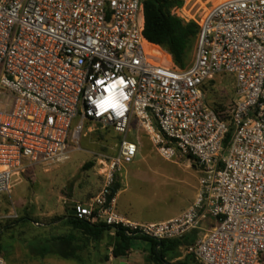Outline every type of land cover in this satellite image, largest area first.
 <instances>
[{"label":"built area","instance_id":"2783aa9c","mask_svg":"<svg viewBox=\"0 0 264 264\" xmlns=\"http://www.w3.org/2000/svg\"><path fill=\"white\" fill-rule=\"evenodd\" d=\"M200 11L193 60L180 69L150 49L144 0H0V205L27 169L69 161L96 124L124 139L75 218L155 241L199 231L186 249L199 264H264V0ZM221 74L235 79L230 120L206 103ZM132 122L163 160L199 170L196 200L174 218L140 223L117 211L116 185L139 153Z\"/></svg>","mask_w":264,"mask_h":264},{"label":"rangeland","instance_id":"374dc122","mask_svg":"<svg viewBox=\"0 0 264 264\" xmlns=\"http://www.w3.org/2000/svg\"><path fill=\"white\" fill-rule=\"evenodd\" d=\"M183 1L184 5L176 8L174 14L191 21L197 18V12L201 13V8H211L221 0ZM150 49L160 50L155 46ZM194 53L195 48L191 62ZM234 84L235 79L229 74L218 75L207 84V104L222 117L229 114L237 100ZM123 139L112 128L104 129L96 124L90 128L86 126L80 149L72 150L69 161L27 169L15 182L11 194L2 196L0 228L9 227L23 218L48 226L67 218L77 204L89 203L103 187L100 162L115 155ZM127 139L138 144L139 153L133 163L125 166L118 181V213L140 222H163L180 215L196 200L199 170L186 160H163L135 122L131 124ZM97 244L94 242V247L106 257L109 252L106 242ZM146 247L151 250V244ZM3 254L8 260L6 252ZM184 255L185 250H181L168 261L180 264L183 261L174 260ZM91 264L96 263L93 260Z\"/></svg>","mask_w":264,"mask_h":264},{"label":"crops","instance_id":"0c3cea01","mask_svg":"<svg viewBox=\"0 0 264 264\" xmlns=\"http://www.w3.org/2000/svg\"><path fill=\"white\" fill-rule=\"evenodd\" d=\"M159 49L163 52L161 48ZM71 213L73 210L69 215ZM214 224L215 222L210 220L205 228L210 229ZM0 234L2 236L0 255L5 258L7 264H91L93 260L96 264H155L149 258V250L146 247L149 243L141 240L140 237L133 241V246L137 245V247L136 249L132 247L128 258L120 257L111 261L109 252L104 258L102 251L94 247V242L96 245L98 242H106L109 251L116 242L115 233L112 231L106 233L101 241L87 238L67 218L53 222L48 226L36 221H18L9 227L0 228ZM200 235L199 231L190 232L181 240L182 246L175 253L168 255L166 263L171 264L168 260L179 254L181 250H185V255L176 257L174 262L180 260L183 261L180 264H199L192 255L187 254L186 249L195 243ZM62 238L69 239L71 242H66L63 246L56 248L55 240ZM3 252L8 255V260Z\"/></svg>","mask_w":264,"mask_h":264},{"label":"trees","instance_id":"16d2710c","mask_svg":"<svg viewBox=\"0 0 264 264\" xmlns=\"http://www.w3.org/2000/svg\"><path fill=\"white\" fill-rule=\"evenodd\" d=\"M183 5V0H144L145 37L147 41L151 45L161 48L163 52L171 57L174 65L180 69H185L191 63L192 53L199 33V27L195 22H185L174 14V10L181 8ZM206 87L207 85L204 88L205 93ZM215 112L217 114L219 113L217 111ZM219 116L222 119L230 120L229 114L225 117ZM230 138L231 134L228 135L226 142ZM119 188L120 186L117 184L115 192ZM67 219L83 236L94 240L101 241L106 233L115 231V258L128 255L133 247V241L138 239L135 235H129L118 228H112L105 224H91L84 220H78L71 215H68ZM24 221H26V218L20 220V222ZM1 237L0 234V242ZM140 239L151 244L149 258L155 264L166 263L168 255L175 253L182 246L181 240L155 241L148 238ZM55 242L56 248H59L66 242L69 243L71 241L62 238L56 239ZM64 256L67 257V255Z\"/></svg>","mask_w":264,"mask_h":264},{"label":"water","instance_id":"95a60500","mask_svg":"<svg viewBox=\"0 0 264 264\" xmlns=\"http://www.w3.org/2000/svg\"><path fill=\"white\" fill-rule=\"evenodd\" d=\"M71 216H75V213H71Z\"/></svg>","mask_w":264,"mask_h":264}]
</instances>
